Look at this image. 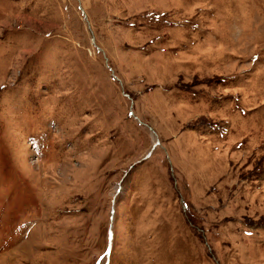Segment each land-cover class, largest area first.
Instances as JSON below:
<instances>
[{"label": "rangeland", "instance_id": "rangeland-1", "mask_svg": "<svg viewBox=\"0 0 264 264\" xmlns=\"http://www.w3.org/2000/svg\"><path fill=\"white\" fill-rule=\"evenodd\" d=\"M0 264H264V0H0Z\"/></svg>", "mask_w": 264, "mask_h": 264}, {"label": "water", "instance_id": "water-1", "mask_svg": "<svg viewBox=\"0 0 264 264\" xmlns=\"http://www.w3.org/2000/svg\"><path fill=\"white\" fill-rule=\"evenodd\" d=\"M94 44H95V41H94Z\"/></svg>", "mask_w": 264, "mask_h": 264}]
</instances>
